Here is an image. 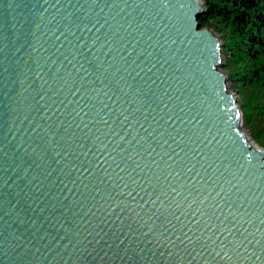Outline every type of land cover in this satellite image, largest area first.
Instances as JSON below:
<instances>
[{"label": "water", "instance_id": "1", "mask_svg": "<svg viewBox=\"0 0 264 264\" xmlns=\"http://www.w3.org/2000/svg\"><path fill=\"white\" fill-rule=\"evenodd\" d=\"M204 10L0 0V264H264V148Z\"/></svg>", "mask_w": 264, "mask_h": 264}, {"label": "trees", "instance_id": "2", "mask_svg": "<svg viewBox=\"0 0 264 264\" xmlns=\"http://www.w3.org/2000/svg\"><path fill=\"white\" fill-rule=\"evenodd\" d=\"M201 28L214 30L244 124L264 147V0H202Z\"/></svg>", "mask_w": 264, "mask_h": 264}, {"label": "rangeland", "instance_id": "3", "mask_svg": "<svg viewBox=\"0 0 264 264\" xmlns=\"http://www.w3.org/2000/svg\"><path fill=\"white\" fill-rule=\"evenodd\" d=\"M228 87H229V90H230V91L235 92V91L232 89V85H231L230 80L228 81ZM235 93H236V92H235ZM236 95H237V94H236ZM237 99H238V102H239V97H238V95H237ZM243 123H244V120H243ZM244 128H245V130L249 133V136L251 137V139L253 140V142H254L258 147H262V146H261L262 140L253 137V135L250 133L249 129H248L247 127H245V124H244ZM262 148H264V147H262Z\"/></svg>", "mask_w": 264, "mask_h": 264}, {"label": "bare ground", "instance_id": "4", "mask_svg": "<svg viewBox=\"0 0 264 264\" xmlns=\"http://www.w3.org/2000/svg\"><path fill=\"white\" fill-rule=\"evenodd\" d=\"M249 143L253 146V147H258L254 142H253V140L250 138V141H249Z\"/></svg>", "mask_w": 264, "mask_h": 264}]
</instances>
